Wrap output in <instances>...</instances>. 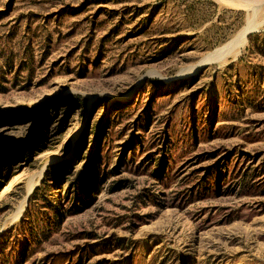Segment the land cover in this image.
<instances>
[{
    "label": "rangeland",
    "instance_id": "374dc122",
    "mask_svg": "<svg viewBox=\"0 0 264 264\" xmlns=\"http://www.w3.org/2000/svg\"><path fill=\"white\" fill-rule=\"evenodd\" d=\"M0 264H264V0H0Z\"/></svg>",
    "mask_w": 264,
    "mask_h": 264
},
{
    "label": "bare ground",
    "instance_id": "6f19581e",
    "mask_svg": "<svg viewBox=\"0 0 264 264\" xmlns=\"http://www.w3.org/2000/svg\"><path fill=\"white\" fill-rule=\"evenodd\" d=\"M249 26V25H248ZM249 27H251V26H249ZM248 27V28H249ZM246 30H242V33H241V35H240V38H241V40L239 41V40H237L238 42L237 43H233V44H231V46H229L228 48H222V49H218L217 50V53H223V51H224V54L225 53H231L233 56L234 55H236L237 53H238V46H239V44L238 43H243L246 39H245V35H246V33L248 32H245ZM237 44V45H236ZM244 44V43H243ZM219 55V54H218ZM231 55V56H232ZM222 56H223V54H222ZM225 56V55H224ZM232 56V57H233ZM217 57V56H216ZM6 190V189H5ZM3 192V191H2Z\"/></svg>",
    "mask_w": 264,
    "mask_h": 264
},
{
    "label": "trees",
    "instance_id": "16d2710c",
    "mask_svg": "<svg viewBox=\"0 0 264 264\" xmlns=\"http://www.w3.org/2000/svg\"><path fill=\"white\" fill-rule=\"evenodd\" d=\"M71 183V182H70ZM76 185V184H75ZM2 186V185H1ZM82 189V188H81ZM70 190V189H69Z\"/></svg>",
    "mask_w": 264,
    "mask_h": 264
},
{
    "label": "water",
    "instance_id": "95a60500",
    "mask_svg": "<svg viewBox=\"0 0 264 264\" xmlns=\"http://www.w3.org/2000/svg\"><path fill=\"white\" fill-rule=\"evenodd\" d=\"M248 33H249V32H248ZM248 33H247V34H248Z\"/></svg>",
    "mask_w": 264,
    "mask_h": 264
}]
</instances>
